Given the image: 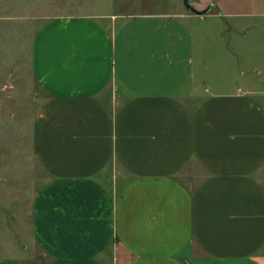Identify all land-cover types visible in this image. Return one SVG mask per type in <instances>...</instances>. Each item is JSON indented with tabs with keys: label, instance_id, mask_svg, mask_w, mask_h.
Masks as SVG:
<instances>
[{
	"label": "crops",
	"instance_id": "crops-1",
	"mask_svg": "<svg viewBox=\"0 0 264 264\" xmlns=\"http://www.w3.org/2000/svg\"><path fill=\"white\" fill-rule=\"evenodd\" d=\"M235 4L206 16L164 10L246 17ZM115 19H57L36 38L33 76L47 101L32 130L44 179L30 263L264 264L262 81L210 91L184 72L203 42L136 50Z\"/></svg>",
	"mask_w": 264,
	"mask_h": 264
},
{
	"label": "rangeland",
	"instance_id": "rangeland-1",
	"mask_svg": "<svg viewBox=\"0 0 264 264\" xmlns=\"http://www.w3.org/2000/svg\"><path fill=\"white\" fill-rule=\"evenodd\" d=\"M232 2L246 17L227 15ZM213 4L227 10L181 20L176 17L180 13L173 16L164 9L181 8L188 15L186 0H0V259L31 264L37 256L30 217L44 179L32 154L33 123L47 101L33 76L34 45L41 30L62 18L106 17L110 20L105 25L116 18L119 40L133 43L134 49L147 40L203 42V54L196 48L199 55H184V72L204 75L210 91L248 88L259 80L264 91V0L191 2L195 10H209ZM165 12L168 18L160 17ZM236 27H242L241 36Z\"/></svg>",
	"mask_w": 264,
	"mask_h": 264
},
{
	"label": "water",
	"instance_id": "water-1",
	"mask_svg": "<svg viewBox=\"0 0 264 264\" xmlns=\"http://www.w3.org/2000/svg\"><path fill=\"white\" fill-rule=\"evenodd\" d=\"M192 1L193 0H186V7H187L189 12H191V13H193L195 15H198V16H206L209 13V10L206 11V12L201 13V12H198L197 10L193 9V7L191 6V2Z\"/></svg>",
	"mask_w": 264,
	"mask_h": 264
}]
</instances>
